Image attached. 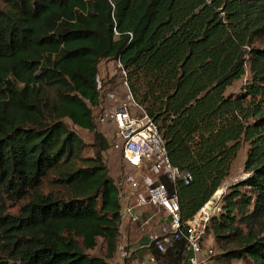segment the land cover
Returning a JSON list of instances; mask_svg holds the SVG:
<instances>
[{"label":"trees","instance_id":"obj_1","mask_svg":"<svg viewBox=\"0 0 264 264\" xmlns=\"http://www.w3.org/2000/svg\"><path fill=\"white\" fill-rule=\"evenodd\" d=\"M107 60L121 63L171 165L191 176L162 179L182 224L248 143L249 175L227 188L205 233L216 264H264V0H0V264H112L119 187L93 115ZM72 126L92 135V157ZM99 239L104 254L90 255ZM150 253L187 264L182 240L165 254L137 248L124 264Z\"/></svg>","mask_w":264,"mask_h":264},{"label":"built area","instance_id":"obj_2","mask_svg":"<svg viewBox=\"0 0 264 264\" xmlns=\"http://www.w3.org/2000/svg\"><path fill=\"white\" fill-rule=\"evenodd\" d=\"M114 34L118 36L116 30ZM116 67L121 71L124 86L128 90L126 73L119 61H116ZM107 98L114 99V95L109 94ZM127 100L132 103V107L129 103H123L111 109L109 114L116 127L115 137L124 166L134 174L127 185L133 193V199L130 204L121 206V222L127 220L134 225L140 224L141 218L136 211L149 208L151 214L144 224L157 216L163 217L166 222L157 229L139 228L148 232L146 247L165 254L174 241L182 240L187 264H208L207 258L213 256V251L203 247V239L211 216L220 211V198L212 204L208 202L191 220L181 223L177 195L175 191L171 195L162 179L169 184L177 181L188 184L191 176L171 165L157 123L142 106L134 102L129 91ZM141 261L140 264H157L156 257L151 253Z\"/></svg>","mask_w":264,"mask_h":264},{"label":"rangeland","instance_id":"obj_3","mask_svg":"<svg viewBox=\"0 0 264 264\" xmlns=\"http://www.w3.org/2000/svg\"><path fill=\"white\" fill-rule=\"evenodd\" d=\"M247 77L248 75L233 83V85L227 89L226 94L236 95L237 93H240L242 91L243 86L247 83ZM123 79L124 78L121 74V71L116 67V62L114 60L102 61L100 63L98 73L100 104L98 108L93 111L97 130L105 136L106 140L109 143V149L103 153V161L108 169V175L114 180L116 185L119 187L120 192H122L124 188L127 187L129 181L134 177V174L130 175V171H128L124 166V162L121 157V152L118 148V141L115 137L116 127L109 117L110 110L123 103H129L132 107V103L127 100L128 90L124 86ZM109 94H113L114 99L107 98V95ZM72 128L78 133V136L82 139V141L88 145V147L84 150V156L92 157L93 152L89 146L93 141L92 135L78 127L72 126ZM248 149V143L242 142L241 149L238 152L237 157L231 166L229 177L223 182L222 186L218 189L216 195L214 194V196L211 198V200L209 201L210 204H212L213 202H217L218 197L221 199L222 195L225 194L228 187L244 180L249 175L245 171V162L247 158ZM18 207L19 204L11 205L9 211L11 213H16ZM147 221L148 219L141 218L140 224L138 223L136 225L137 229L143 227L157 229L166 222V220L160 216H157V218L155 217V219L148 222V224H144V222ZM203 247L206 249L211 248L213 251V256L218 254V249L214 244L213 237L211 234L207 235L205 233L203 239ZM125 250L126 248L123 246L121 252L116 255L114 264H122L124 258L129 257L124 255L126 252ZM89 254L95 256H102L104 254V245L102 243V240H98L97 248L89 252ZM212 257L207 258L208 264H216ZM141 260L134 261L132 264H140L142 262ZM157 264H159L158 260ZM232 264L244 263L240 261H234L232 262Z\"/></svg>","mask_w":264,"mask_h":264},{"label":"crops","instance_id":"obj_4","mask_svg":"<svg viewBox=\"0 0 264 264\" xmlns=\"http://www.w3.org/2000/svg\"><path fill=\"white\" fill-rule=\"evenodd\" d=\"M131 174V172H130ZM133 199V193L129 187H125L122 192L119 190V202L121 206L130 204ZM140 218L147 219L151 214L149 208L136 211ZM148 244V232L147 230L137 229L136 225L129 223L127 220L121 222L120 225V238L117 247L116 254L112 260V264L115 262L116 255L121 252L123 246L126 248L124 255L129 256L130 252L141 247H146ZM124 264V260L123 263Z\"/></svg>","mask_w":264,"mask_h":264},{"label":"water","instance_id":"obj_5","mask_svg":"<svg viewBox=\"0 0 264 264\" xmlns=\"http://www.w3.org/2000/svg\"><path fill=\"white\" fill-rule=\"evenodd\" d=\"M216 193H217V192H216ZM216 193H215V194H216ZM218 199H219V198H218ZM214 201H215V200H214Z\"/></svg>","mask_w":264,"mask_h":264},{"label":"bare ground","instance_id":"obj_6","mask_svg":"<svg viewBox=\"0 0 264 264\" xmlns=\"http://www.w3.org/2000/svg\"><path fill=\"white\" fill-rule=\"evenodd\" d=\"M216 195V194H215ZM217 198V197H216Z\"/></svg>","mask_w":264,"mask_h":264}]
</instances>
